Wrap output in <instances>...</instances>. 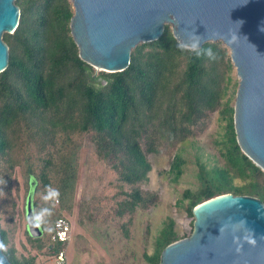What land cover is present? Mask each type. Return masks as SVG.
Listing matches in <instances>:
<instances>
[{"label":"trees","instance_id":"trees-1","mask_svg":"<svg viewBox=\"0 0 264 264\" xmlns=\"http://www.w3.org/2000/svg\"><path fill=\"white\" fill-rule=\"evenodd\" d=\"M14 3L20 12L19 24L12 34L3 35L9 58L0 73V191L4 193L0 236L10 264H35V257L19 255L10 246L2 225L3 215L12 218L16 208L12 195L16 169L22 166L29 185L25 200L31 193L34 213L51 206L36 198L48 186L60 191L49 223L41 227L42 236L32 238L25 231L30 247L46 250L53 259L59 248L51 242L54 221L74 207L78 139L83 136L89 137L95 154L113 173L111 200L122 219L158 202L155 193L142 189L152 169L148 155L158 153L161 142L184 143L193 128L218 113L219 121L225 123L224 134L216 142L223 163L198 157L199 186L183 191L176 207L193 225L194 208L218 196H249L264 204V171L237 143L231 103L238 84L232 83L234 67L221 42L189 50L165 25L159 39L132 49L127 69L96 74L81 60L72 37L74 12L69 0ZM184 163L176 153L169 169L174 183L183 174ZM123 228L127 235L126 225ZM181 239L175 221L166 218L154 237V251L143 255L145 262L160 264L164 249Z\"/></svg>","mask_w":264,"mask_h":264},{"label":"water","instance_id":"water-1","mask_svg":"<svg viewBox=\"0 0 264 264\" xmlns=\"http://www.w3.org/2000/svg\"><path fill=\"white\" fill-rule=\"evenodd\" d=\"M69 1L74 12L71 34L79 56L101 72L127 69L132 49L159 39L165 25L172 26L175 39L189 50L221 42L229 50L238 78L237 143L264 171V0ZM14 2L0 0V73L9 58L3 35L12 34L19 24ZM198 206L193 210L194 232L168 245L160 264H264V204L260 200L229 194ZM33 213L30 193L26 228L30 237L39 238L42 229L28 222ZM245 237L255 239V246ZM0 264H10L2 250Z\"/></svg>","mask_w":264,"mask_h":264},{"label":"rangeland","instance_id":"rangeland-1","mask_svg":"<svg viewBox=\"0 0 264 264\" xmlns=\"http://www.w3.org/2000/svg\"><path fill=\"white\" fill-rule=\"evenodd\" d=\"M94 69L96 74L101 72ZM232 78V83L238 84L235 69ZM236 92L237 89L232 97V106L235 105ZM231 93L232 90L230 95ZM224 131L225 123L219 121L218 113H213L193 128V135L184 143L172 145L161 142L158 153L148 155L152 169L148 181L142 185L143 190L158 196L157 204L145 210L138 209L131 216L122 219L116 216L115 203L111 200L114 193L111 185L113 173L97 157L89 137L79 138L81 150L74 207L69 214L61 213L71 226V239L66 245L67 264H147L143 255H150L154 251V237L166 218L175 221V231L180 238L193 233L192 220L181 208L176 207V201L183 191L194 190L199 186L196 164L198 157L202 160L216 158L223 163L216 142L220 141ZM17 134L20 136L19 132ZM176 153L183 157L185 163L182 167L183 174L174 183L169 169ZM28 186L20 166L16 169L12 183L16 208L12 218L9 214L3 215L2 225L8 231L10 246L17 254L35 257V264H52V257L46 250H33L26 237L25 196ZM36 198L42 199L40 195ZM2 200L4 193L0 191V201ZM123 225H126L127 235Z\"/></svg>","mask_w":264,"mask_h":264},{"label":"clouds","instance_id":"clouds-1","mask_svg":"<svg viewBox=\"0 0 264 264\" xmlns=\"http://www.w3.org/2000/svg\"><path fill=\"white\" fill-rule=\"evenodd\" d=\"M209 55L211 56V50H209ZM42 200L48 204L50 202L51 206H46L41 208L38 212L33 213L29 218V226L35 228H41L49 223L48 218L53 215V208L59 203L60 191L57 188L48 186L43 194H41ZM47 231H52L51 227H47ZM245 241L252 246H255L256 240L250 237H245ZM238 241L234 239V243ZM0 250L7 251V245L0 242ZM239 251V247L237 248Z\"/></svg>","mask_w":264,"mask_h":264},{"label":"built area","instance_id":"built-area-1","mask_svg":"<svg viewBox=\"0 0 264 264\" xmlns=\"http://www.w3.org/2000/svg\"><path fill=\"white\" fill-rule=\"evenodd\" d=\"M71 239V226L67 218L59 217L54 221L51 242L59 244L52 259V264H67L66 245Z\"/></svg>","mask_w":264,"mask_h":264},{"label":"bare ground","instance_id":"bare-ground-1","mask_svg":"<svg viewBox=\"0 0 264 264\" xmlns=\"http://www.w3.org/2000/svg\"><path fill=\"white\" fill-rule=\"evenodd\" d=\"M99 68V67H98ZM197 209H199V206L196 208V211H197Z\"/></svg>","mask_w":264,"mask_h":264}]
</instances>
